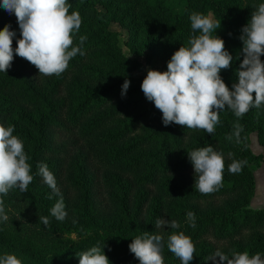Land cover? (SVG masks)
I'll return each mask as SVG.
<instances>
[{
    "label": "trees",
    "instance_id": "1",
    "mask_svg": "<svg viewBox=\"0 0 264 264\" xmlns=\"http://www.w3.org/2000/svg\"><path fill=\"white\" fill-rule=\"evenodd\" d=\"M168 1L68 0L69 12L82 18L74 46L86 36L84 55L72 58L60 76L39 75L19 56L0 72V124L14 126L34 177L26 192L16 188L0 196L8 216L0 221V255L15 254L23 264H79L77 253L99 246L110 264H140L129 245L147 231L164 238V264H182L168 250L167 237L183 231L195 246L190 264H213L208 257L217 250L264 258V209L250 207L254 174L264 164V156L251 150L250 135L258 132L264 146V104L240 118L230 109L221 111L211 135L175 123L165 126L141 89L147 74L135 75L139 63L123 53L111 29L116 23L127 31L131 49L148 51L162 62L153 69L163 72L194 34L190 15L211 16L220 25L213 35L233 56L231 67L220 72L231 89L243 60L242 28L264 0H187L183 14H175ZM9 24L16 32L15 48L21 38L17 18L0 7V30ZM125 80L130 87L122 96ZM237 122L243 129L239 141ZM209 145L223 154L225 169L223 186L205 195L194 188L188 152ZM233 160L247 161L237 174L228 171ZM40 163L55 175L67 213L63 221L50 214L60 197L38 174ZM190 211L194 228L187 219ZM158 219L175 220L180 227L156 228ZM111 222L113 233L105 228Z\"/></svg>",
    "mask_w": 264,
    "mask_h": 264
},
{
    "label": "clouds",
    "instance_id": "2",
    "mask_svg": "<svg viewBox=\"0 0 264 264\" xmlns=\"http://www.w3.org/2000/svg\"><path fill=\"white\" fill-rule=\"evenodd\" d=\"M0 7L10 15L14 14L20 29V36L13 48L16 32L11 25L0 30V72H7L15 56L34 65L39 75L60 76L72 58L84 55L82 45L87 39L80 36L79 46H74V35L79 32L82 18L79 12H69L68 0H2ZM194 33L171 57L167 71L149 69L141 89L156 109L162 113L165 126L172 123L188 129H200L214 134L219 123V113L230 109L237 118L244 116L251 108L264 104V3L254 8L251 19L242 28L243 60L237 70L238 83L230 89L220 75L221 70L231 67L233 56L225 48V42L213 35L220 25L210 16L193 12L190 15ZM195 33H199L196 35ZM130 81L122 85V96L126 95ZM234 135L239 141L243 130L237 122ZM14 126L0 124V196L18 188L26 192L34 177L23 141L14 135ZM227 139L231 140L229 135ZM231 156V154H229ZM195 172V190L211 194L223 186L225 161L223 154L209 145L188 152ZM247 161H235L228 166L231 174H237ZM43 182L60 198L50 209L51 216L63 221L67 213L62 195L57 187L55 175L46 163L37 165ZM264 188V185L259 186ZM52 198L51 196L49 197ZM0 200V221L8 216ZM191 226L195 227V214L187 213ZM39 221L49 224L48 217ZM156 228L167 226L176 230L180 227L175 220L158 219ZM164 238L160 234L143 232L129 245L130 252L140 264H164L162 255ZM167 248L182 264L194 259L195 246L183 231H172L167 237ZM104 247L93 246L77 253L79 264H110ZM209 260L213 264H264V258L257 253L250 256L247 251L233 252L231 256L217 250ZM0 264H23L15 254L0 255Z\"/></svg>",
    "mask_w": 264,
    "mask_h": 264
},
{
    "label": "rangeland",
    "instance_id": "3",
    "mask_svg": "<svg viewBox=\"0 0 264 264\" xmlns=\"http://www.w3.org/2000/svg\"><path fill=\"white\" fill-rule=\"evenodd\" d=\"M167 6L175 13V14H183L187 8V0H169L167 2ZM211 17V16H210ZM111 29L118 34L119 46L122 49L123 53L131 59L136 60L139 63V69L135 73L136 76H145L148 70L151 68L161 67L162 62L156 59H152L151 55L148 51L143 53H135L131 49V44H129V34L127 31L122 29L118 24L114 23L111 25ZM256 137L257 142L253 140ZM251 139V150L254 154H263V152L259 153L261 150V146L259 145V133L255 132L250 135ZM256 181V194L251 202L250 207L252 209H262L264 208V188H260L259 186L264 185V164L259 168V170L254 174ZM113 222V221H112ZM109 223L107 230L110 232H115L117 229L115 228V223Z\"/></svg>",
    "mask_w": 264,
    "mask_h": 264
},
{
    "label": "crops",
    "instance_id": "4",
    "mask_svg": "<svg viewBox=\"0 0 264 264\" xmlns=\"http://www.w3.org/2000/svg\"><path fill=\"white\" fill-rule=\"evenodd\" d=\"M256 137H254L253 138V140H255V142H257V139H255ZM252 139V138H251ZM258 143V142H257ZM260 145V144H259ZM261 146V150H259V153L260 152H263V154H258V155H263L264 156V146H262V145H260ZM255 194H256V192H255ZM255 197V196H254ZM253 201V200H252ZM262 209H264V208H262Z\"/></svg>",
    "mask_w": 264,
    "mask_h": 264
}]
</instances>
